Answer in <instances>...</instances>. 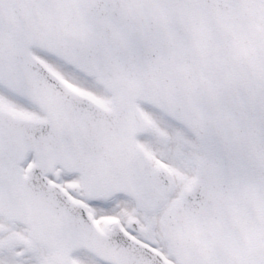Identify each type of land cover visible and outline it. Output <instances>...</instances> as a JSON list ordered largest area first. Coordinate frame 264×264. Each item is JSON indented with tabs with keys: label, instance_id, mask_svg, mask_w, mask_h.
I'll use <instances>...</instances> for the list:
<instances>
[{
	"label": "snow or ice",
	"instance_id": "snow-or-ice-1",
	"mask_svg": "<svg viewBox=\"0 0 264 264\" xmlns=\"http://www.w3.org/2000/svg\"><path fill=\"white\" fill-rule=\"evenodd\" d=\"M0 264H264V0H0Z\"/></svg>",
	"mask_w": 264,
	"mask_h": 264
}]
</instances>
